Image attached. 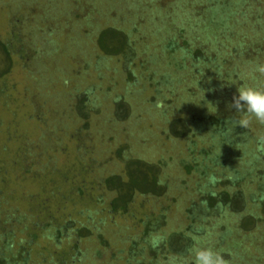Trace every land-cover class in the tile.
<instances>
[{
	"label": "rangeland",
	"instance_id": "374dc122",
	"mask_svg": "<svg viewBox=\"0 0 264 264\" xmlns=\"http://www.w3.org/2000/svg\"><path fill=\"white\" fill-rule=\"evenodd\" d=\"M112 1L105 7L101 0L105 8L96 10L87 0H0V41L21 46L31 56L25 63L22 54L11 51L10 67L0 75V173L7 181L0 187L10 192L16 187L15 170L31 164V177L39 176H28L16 191L30 194L45 220L71 219L75 227H87L89 237L78 250L86 244L89 252L75 264H192L189 250L198 247L220 252L229 264H264V152L257 151L264 125L252 119L248 128L237 126L233 121L247 114L229 108L238 88L264 86V76L253 70L264 63V0H237L236 5L232 0ZM135 2L148 13L136 15ZM66 3L71 14L60 10ZM172 11L184 14L178 24H170ZM150 12L159 14L170 37L150 43L159 57L156 64L135 52L131 65L123 66L122 56L114 57L115 63L109 51L103 54L95 46V32L131 24L139 32ZM85 15L92 20H81ZM72 30L85 41L79 62L70 47ZM102 56L110 58L106 64L102 59L103 65ZM81 94L85 107L76 101ZM207 116L238 127L233 136L239 140L238 157L231 161L221 151L225 160L217 161L216 169L197 152L207 151L210 139L227 141L205 126ZM129 160L159 167L163 192L136 196L129 216L112 215L105 181L125 180ZM190 166L196 170L189 171ZM232 170L242 178L240 188L225 177L222 186L221 175L233 179ZM234 188L239 203L231 198ZM80 189L86 201H80ZM210 190L230 196L224 205L209 208L203 200ZM145 222L151 234H143ZM97 234L110 247L95 244ZM67 240L57 241L58 252L63 264H72L66 258ZM50 244L41 249L48 258ZM96 248L97 258L92 257Z\"/></svg>",
	"mask_w": 264,
	"mask_h": 264
},
{
	"label": "trees",
	"instance_id": "16d2710c",
	"mask_svg": "<svg viewBox=\"0 0 264 264\" xmlns=\"http://www.w3.org/2000/svg\"><path fill=\"white\" fill-rule=\"evenodd\" d=\"M88 4L90 6L97 7L96 10H100L101 8H105L106 6H111V3H113L112 0H106L105 7L102 5L103 3L101 0H87ZM232 4L236 5L237 0H232ZM243 0L239 2L242 3ZM140 2H135L132 4L133 10L135 11L136 15H142L148 13V9L146 10L145 7L142 8V11H139L140 8L138 7ZM226 4V3H225ZM91 7V8H92ZM93 7V8H95ZM217 9H219L218 6H216ZM227 9V8H225ZM60 10H62V14H66V12L71 14V11L67 3L65 6H61ZM59 11V8L55 11L56 13ZM151 11V10H150ZM227 11V10H226ZM150 19H147L145 22H143V26H141L139 32L134 31L133 24L130 25H124L123 29H116V28H105L102 32H95V35L92 36L93 39L96 38V47L99 48V51L103 54L108 53V51L111 53L110 58L114 60V57H121L125 60L123 63V66H129L131 65L129 60L130 56H133L136 52V54H139L142 56L144 61L151 65V63H155L159 57L156 55V50L152 48V40L154 38L162 39L159 44L163 42H166L170 40L169 36L167 35V30L164 25H162L163 21H158L160 19L159 14H153V12H150ZM157 13V12H156ZM170 16V24L174 23L176 24L177 20L180 19L182 21L181 17L184 15L180 11H172ZM153 15V17H152ZM155 15L157 17H155ZM225 15L227 18L231 17V14L229 12H225ZM168 17V16H166ZM65 18V16H64ZM88 18V19H87ZM157 18V19H156ZM81 20L90 21L92 20L91 16L85 15ZM165 21V19H163ZM128 22V21H127ZM126 22V23H127ZM130 22V21H129ZM161 22V23H160ZM128 24V23H127ZM178 24V23H177ZM127 26V27H126ZM96 27V24L93 25V29ZM162 32H158V30H161ZM73 32V30H72ZM75 36V37H73ZM142 37V38H141ZM71 45L70 47L73 48L74 53V62H79V54L78 52L83 48L84 44V37L82 40V34L76 33L74 35V32L70 38ZM92 39V41H93ZM133 45V47L131 46ZM80 47V48H79ZM13 48V49H12ZM190 49V48H189ZM131 50V51H130ZM11 51L15 53V55H18L20 57L21 54L23 55L24 62L27 63V58L29 59L30 54L28 52H25L21 46L19 47H12L10 46V42H2L0 41V57L2 58L0 61V75L3 73L5 69H9L10 65V54ZM70 51V52H71ZM82 52V51H81ZM198 53V51H190L191 55H195ZM71 55V53H70ZM73 55V54H72ZM190 55V56H191ZM199 55V54H196ZM146 57V59H145ZM192 57V56H191ZM110 58H102L99 60L100 64L103 65L102 59L105 60V64L110 60ZM161 60V58H160ZM116 63V61L114 60ZM205 62V61H204ZM156 64V63H155ZM115 65L114 67H116ZM112 67V66H111ZM114 67H112L114 69ZM24 70H30L29 64H25ZM82 98H86L85 94H81L76 96V101H78L79 105L84 106V100ZM87 114L84 113V117L86 118ZM205 126H210L211 128H215L212 132H221L220 136H224L225 139H227L226 142H215L214 138L210 141L208 140V147L206 150H199L198 157H200V160L207 164L208 168L209 166L214 167V169L217 168V165L215 164L219 160H225V158L222 156L223 151L228 158L230 156L231 161H233L235 158L238 157V153L235 152V150L238 147L239 140L237 139L236 135L237 130L235 128L238 127H232L230 122L219 124V118L214 116H207L204 120ZM221 123V121H220ZM175 124L174 122L172 125ZM221 125V126H220ZM239 124H237L238 126ZM234 128V130H233ZM182 130V129H181ZM180 130V131H181ZM184 130V129H183ZM210 136L212 135L211 131L206 129ZM233 130V131H232ZM178 132V134L182 137H185V131ZM231 132V134H229ZM185 139V138H184ZM224 140V139H223ZM214 153V154H213ZM197 163V162H195ZM196 165V164H195ZM216 165V166H215ZM31 164H27L25 166L20 167L14 175L13 180L14 183L13 186H16L14 189H11L10 192L3 189V187H0V264H63L66 262L64 260V255L62 256L58 252L59 247H57L58 242L61 238L65 237L67 240V236H69V231H71L73 234V239H71L72 243L68 242V251L66 253V258L71 260L72 264H75V262H81L82 257L85 253L89 252V247L85 245L84 250L79 251V246L82 244L81 242L86 241V237H89V232L87 230V227L85 226H79L75 227L74 221L71 219H67L63 221L62 223L55 222V218L50 216V218L47 220L43 217V210L42 206H37L32 204L33 200H31V195L24 193L22 191L17 192L16 190L21 187L22 181L26 179L28 176L30 178L37 177L39 175H35L31 177V170H30ZM223 168H226L225 165ZM196 170V167L190 166L189 171ZM231 167L227 170L230 171ZM159 170V167L147 165L146 163H141L139 161H128V165L126 168V178L123 180L122 176H114L110 177L105 181V185L107 188L111 189L108 190V194L111 195V198L108 203V213L112 215L122 214L125 215L128 212V209L130 205L133 203V200L136 196H142L146 198L147 196L152 197H158L163 192V187L161 186V182L159 180L158 175H156V172ZM208 171L210 169H207ZM5 168L3 171L4 173ZM216 173V170L215 172ZM213 173V174H214ZM229 173V172H228ZM226 173V175L228 174ZM234 173V174H233ZM239 172H235L232 170L233 179L230 176H224L221 175L222 181L224 180L223 177L230 178V181L234 184V187L240 188L242 182H238V180L241 178L238 174ZM215 176H219V174H214ZM248 175H252L251 173H248ZM210 176V175H209ZM232 176V175H231ZM247 176V177H249ZM247 177H244L243 179H246ZM242 179V178H241ZM4 181V182H3ZM7 182L4 180L3 175L0 173V183L5 184ZM209 183V182H208ZM222 183V182H221ZM226 185V183L223 181V187ZM234 188L232 192L231 198L236 201V203H239V196L241 197L240 193H238V189ZM205 191V188H202ZM79 192V199L80 201H86V196L82 198V190H78ZM77 195V196H78ZM109 195V196H110ZM225 192H217L214 195L213 191H207L205 194L206 200H203V202L207 205L209 208H213V205H224L225 202ZM229 201H231L229 199ZM232 202V201H231ZM235 204V203H233ZM236 207V206H235ZM130 210V209H129ZM133 212V211H132ZM129 216V212H128ZM133 214H130V217H133ZM43 217V218H42ZM161 219V217H160ZM246 222V221H245ZM247 225V222H246ZM74 226V227H73ZM150 223L145 222L144 223V229L143 234H151L152 231L150 230ZM187 232V230H186ZM41 233V234H40ZM39 235V236H38ZM64 235V236H63ZM114 239L118 238V235L111 234ZM38 236V237H37ZM63 236V237H62ZM96 240L94 239V243L101 247H110V245L105 241L104 237L101 236V234H97ZM40 239V241H38ZM117 240V239H116ZM54 241L53 245H51L49 242ZM120 243V242H119ZM50 244L53 249L52 253L49 255V258L46 257V255L43 254V251L41 249L44 245ZM170 244V243H169ZM122 245V244H120ZM41 246V247H40ZM40 247V249H38ZM180 247V244L178 245ZM37 248V249H36ZM36 249V250H35ZM99 248H96L94 250V254L92 257H96L97 254H99ZM74 252V256L69 253V251ZM178 250V249H177ZM101 251V250H100ZM180 251V250H178ZM110 252V251H109ZM115 253V252H114ZM113 253V254H114ZM113 254H111L113 257ZM61 255V256H60ZM56 258V259H52ZM74 257V258H73ZM76 257V260H74ZM97 258V257H96ZM40 259V261H38ZM64 260V261H63Z\"/></svg>",
	"mask_w": 264,
	"mask_h": 264
},
{
	"label": "clouds",
	"instance_id": "9594fccd",
	"mask_svg": "<svg viewBox=\"0 0 264 264\" xmlns=\"http://www.w3.org/2000/svg\"><path fill=\"white\" fill-rule=\"evenodd\" d=\"M254 72L264 76V63H257ZM229 108L235 109L236 113H246L247 118L234 120L244 128H248L252 119L264 125V86L245 85L238 88V95H234ZM257 151L264 152V134L257 137ZM209 182L214 183L215 177L210 176ZM155 246V245H154ZM193 255L192 264H229L218 251L210 247H198L189 250Z\"/></svg>",
	"mask_w": 264,
	"mask_h": 264
}]
</instances>
